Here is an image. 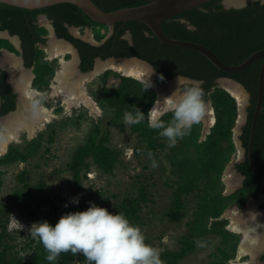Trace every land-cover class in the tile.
Here are the masks:
<instances>
[{"label":"trees","instance_id":"obj_1","mask_svg":"<svg viewBox=\"0 0 264 264\" xmlns=\"http://www.w3.org/2000/svg\"><path fill=\"white\" fill-rule=\"evenodd\" d=\"M103 11H113L124 7L140 6L149 0H91ZM223 0H210L198 7L185 11L175 17L162 22L163 33L170 38L191 41L212 50L219 59L228 65H236L245 60L252 53L264 48V4L259 1L248 3L242 8L224 9ZM45 14L51 20L57 38L69 42L78 52V69L81 73L91 71L94 60L99 58H137L148 63L155 72L156 82L162 84L177 75L195 78L203 81L205 100L211 101L215 121L205 140L198 143L201 136V122L193 125L191 133L172 145L167 154V160L174 176L175 190L171 201V209L167 215L178 218L181 214L183 196L193 194L196 200L194 219L190 223V236H185L178 252H164L161 258L166 264H177L189 252L196 248L195 241L203 240L205 234L216 232L224 223L214 222L207 228L209 219L218 218L227 206L242 209L250 199L264 196V188L252 174L246 157L250 123L255 106L257 76L262 60L253 62L244 72L227 74L214 68L202 55L180 47L161 44L151 31L141 22L132 21L115 23L111 34L99 45H92L79 38L71 36L67 26L91 28L100 27L86 17L77 7L63 3L36 10H26L0 4V31H6L10 36H17L20 40V56L25 68L33 67L31 86L38 90L47 89L53 69L40 60L41 51L37 44H44L41 35L46 30L36 25L38 15ZM194 26V27H190ZM129 33L130 42L123 36ZM97 41L101 40L97 37ZM0 49L15 53L14 47L6 40L0 39ZM1 54V53H0ZM160 76L164 79L161 80ZM230 78L241 84L248 93L246 120L239 136L244 159L234 165V169L243 177L241 187L229 197L222 196L220 176L235 151L232 142V128L237 116L236 101L224 90L216 87V79ZM103 87L101 97H96L103 113L112 114L113 124L124 117L126 111H133L135 107L147 115L153 105L156 95L148 85L129 77L121 76L111 70L105 71L98 78ZM0 116L12 112L16 107V94L6 81V72L0 68ZM252 148V162L258 176L264 181V91ZM58 111H56L57 113ZM171 113L162 117L167 121ZM50 131L47 142H53L54 128L48 125ZM130 131L137 135L140 152L147 155L148 151L155 153L163 149L162 136L159 130L149 127L147 120L139 124H130ZM40 138V135H39ZM108 133L101 132L95 126L84 142L72 152L68 168L71 174L73 191L76 195L83 190L84 182L90 166L101 174H111L117 164L121 163V152L108 145ZM40 140L32 139L21 145L9 144L4 155L0 157V167L18 162H26L35 156L40 148ZM25 171L17 177L20 185L0 204V264H74L76 262L89 264L82 254L71 251L62 252L54 260L47 259V251L37 238L29 237L24 240L22 250L27 258L18 253H12L14 239L7 231L8 215L12 210L27 212L34 215L42 207L48 205L45 217L51 224H55L62 214L67 213L55 201L61 200L52 195L42 185H37L36 191H25ZM2 171L0 170V183ZM22 186V187H21ZM92 189V187H91ZM90 190V187H89ZM97 193L90 191L88 199L93 200ZM148 200L145 186H140L136 193L123 198L109 212H122L131 224L140 223L141 205ZM230 201L226 204L225 201ZM264 210V199L259 205ZM78 211H81L79 209ZM59 217L57 218V215ZM233 234V233H232ZM235 235V234H234ZM238 236V235H237ZM240 237V236H239ZM234 248V247H233ZM227 251L220 250V258L208 264H223L227 259ZM264 262V255L259 257Z\"/></svg>","mask_w":264,"mask_h":264},{"label":"rangeland","instance_id":"obj_2","mask_svg":"<svg viewBox=\"0 0 264 264\" xmlns=\"http://www.w3.org/2000/svg\"><path fill=\"white\" fill-rule=\"evenodd\" d=\"M224 1L226 0H223V2ZM41 24L46 30L48 39L43 47H39V50L42 53L40 60L50 65L53 69L52 76L46 87L47 89L44 90L46 92L48 91L51 78L53 77L58 64L56 59L51 60L48 58L49 42L53 38H50L47 24L42 22ZM71 31L77 38L89 42L92 45H99L111 34L112 30L111 27L100 26L72 29ZM97 37H100L101 40L97 41ZM0 39L8 41L11 45L14 44L11 39L1 33ZM15 55L16 54L13 53L11 56L17 58ZM1 58H3V56L0 55V59ZM67 58H69V56H67ZM21 73L33 77V69L26 71V73L24 71ZM101 74L97 75L86 84L87 94L100 108V113L98 115L91 113L84 108L75 109L69 115H65L60 102L55 103L52 100L49 101L46 97L38 98V100H41L40 102L46 107L53 108L54 105V113L56 117L53 122L49 124L54 128L53 142H47V135L50 131V128H48L47 125L45 129L37 133V136L34 137V139L38 138L41 142L40 148L35 156L23 163L18 162L0 167V170L2 171L0 204L6 203V199L13 193L15 188L20 186L17 184L16 177L21 171L26 172L25 183L27 186L24 188L25 191H36L37 185H42V187L47 189L52 195L61 199L59 201H55L54 199L53 201L59 207L63 205V209H66L68 212L78 211L79 209L86 210L89 206V201H91L88 199L90 191H95V193H97L91 202L109 210L119 204V202L126 196L136 193L140 186H145L148 200L141 205V220L140 223L135 226L140 228L145 237V243L156 249L161 264H166L161 258L162 253L178 252L181 248L183 237L190 236L189 226L194 219V209L196 206L195 196L193 194L183 196V208L181 209V214L178 218H171L167 215L169 209H171V201L175 190V185L173 183L174 176L172 175V169L167 160L168 150L172 145L168 143L165 137H162L164 148L153 153V158L157 161V167L153 168L148 156L140 152L138 137L130 131V124H126L124 118L118 123L113 124L111 121L112 114L109 111L103 113V110L95 101L97 96L101 97L103 90L100 80L97 79ZM81 75L84 74L79 72L78 66L76 65L74 78L78 79ZM174 80L175 78L163 83L159 88H164L165 92H167L168 85ZM138 81L146 84L145 81ZM216 87L223 90V87L217 82ZM168 93L170 94V91H168ZM155 95L157 94L155 93ZM245 97V114L241 117L237 111V116L232 128V142L235 151L220 176L223 197H229L235 194V192L240 189L242 182V177L237 174L233 165L235 162L238 163L242 161L243 156V149L241 148L239 136L241 134V128L246 120L248 96L245 94ZM156 100L157 96L155 98V101ZM207 108H211L214 116V110L210 100L207 101ZM15 111V113L25 112V104L23 100L17 103ZM56 111L58 112L56 113ZM13 115L6 117V119L13 117ZM200 122L202 124V133L198 143L205 140V137L209 134L211 129L210 127L207 131L205 128V122L203 120ZM95 126L99 127L101 132L108 133V145L110 148L121 152V163L116 165L111 174H101L93 165H91L86 174L89 182L85 181L82 192L78 193L80 198L79 204L73 205L69 203V200L71 197H75L78 194H72L73 183L68 164L72 152L77 146L84 142ZM3 130L4 128H1L0 126V134ZM23 138L20 139L19 143L11 144L21 145L29 141L25 137ZM227 176H229L230 179H226ZM226 180H228V185L225 182ZM231 201L232 200H227L225 203L228 205ZM66 203L68 204L67 208L64 206ZM260 203V199L250 200L242 209H237L234 206H227L218 218L209 219L207 228H209L210 224L214 222H221L224 224L220 225L218 227L219 230L213 234H205V237L201 240L203 242V247H198L196 245L194 251L185 255L177 262V264H208L214 260V257L220 258V250L222 249L228 253V257L223 260V264H230V261L235 257L236 247L240 240L239 236L232 234L227 229V225L230 222L229 218L231 212L236 209L238 210L236 211L237 214H247L246 217L243 218L246 219L257 211L262 212V210H259L258 208ZM47 212L48 205L42 207L41 210L34 215L18 210H12L11 213H9L7 231L14 239L15 245L12 249V253H18V255L24 257V259L27 258L28 255H26L21 248L22 244L24 240L32 237L30 235V228L33 223L45 220V217L53 218ZM59 215L60 214L57 215V218ZM248 260H250V257L246 256L241 259V263ZM258 260L259 258L257 254L254 255V263L262 264ZM74 264L82 263L76 262Z\"/></svg>","mask_w":264,"mask_h":264},{"label":"clouds","instance_id":"obj_3","mask_svg":"<svg viewBox=\"0 0 264 264\" xmlns=\"http://www.w3.org/2000/svg\"><path fill=\"white\" fill-rule=\"evenodd\" d=\"M260 3L264 4V0ZM175 81L176 91L163 103L155 101L147 115L137 107L126 111L125 123L139 124L147 120L149 127L159 130V135L170 145L189 135L193 125L199 123L207 111L203 81L177 74ZM146 83L147 89L151 87L150 80ZM169 112L171 118L163 120ZM147 156L151 166L157 167L153 153L148 151ZM79 202V194L69 200L73 205ZM64 206L67 208L68 204ZM30 235L43 244L49 261H54L62 252L71 251L82 254L89 264H161L156 249L145 243L140 228L131 224L124 213L114 214L91 201L86 210L62 214L54 225L47 220L33 223ZM195 243L203 247L200 239Z\"/></svg>","mask_w":264,"mask_h":264},{"label":"bare ground","instance_id":"obj_4","mask_svg":"<svg viewBox=\"0 0 264 264\" xmlns=\"http://www.w3.org/2000/svg\"><path fill=\"white\" fill-rule=\"evenodd\" d=\"M244 1L245 0H226V3L228 5H237L242 4ZM9 39H11L16 46L15 40L13 38ZM49 43L48 58L51 60L56 59L58 65L51 78L48 91L46 92L38 91L31 86L32 77L20 72L21 67L17 61L18 58H14L11 56L12 54H8L0 59L1 66L9 72V78L15 89L20 92L25 104V112L15 113V111L8 115L11 116L15 113L13 117L6 119V117H8L6 116L0 121L1 128H4L3 132L0 134V155L5 154L9 144L19 143L20 139L23 137L30 141L37 136V133L53 122L56 117L54 105L52 104L53 108L46 107L38 98L46 97L49 101L52 100L55 103L60 102L65 115H69L73 110L78 108H84L98 115L100 113V108L87 94L86 84L104 71L113 70L124 77H130L145 82L150 80L151 87L154 88L157 94V100H159L160 103H163L166 97L172 95L173 92L176 91L177 85L175 80L168 85L170 94L168 91L165 92L164 88L155 86L152 83L150 69L144 63L134 59H107L105 61H96L94 68L90 72L76 79L74 78L77 65L75 52L62 41L51 39ZM67 56H69V58H67ZM221 86L237 100L239 115L243 117L245 94L229 82L223 81L221 82ZM201 120L205 122L207 127H211L214 124L215 120L211 108H207L205 116ZM226 179H230V177L227 176ZM225 182L227 184L228 180ZM236 211L238 210L235 209L231 212L229 218L230 222L227 225V229L231 233L240 236L235 257L230 261V264H255L254 255L264 247V215L262 212L257 211L252 216L243 219L246 217V214H237ZM246 256L250 257V260L241 263V259Z\"/></svg>","mask_w":264,"mask_h":264},{"label":"water","instance_id":"obj_5","mask_svg":"<svg viewBox=\"0 0 264 264\" xmlns=\"http://www.w3.org/2000/svg\"><path fill=\"white\" fill-rule=\"evenodd\" d=\"M209 1L210 0H149L148 2H146L145 4L140 5V6L124 7V8H119V9H116L113 11H103L100 8H98L91 0H0V4H5L8 6H12L15 8H20V9L36 10V9L50 7V6L57 5V4L67 3V4H71L75 7H77L92 22L99 24V25L108 26L111 28L115 23H126V22H132V21L141 22L151 31V33L156 37V39L161 44L185 48V49L194 51V52L202 55L218 71L223 72V73H227V74L242 73L253 62H255L257 60H262L260 68H259L258 76H257L255 106L253 109L251 123H250L246 157H247V160L249 163V168H250L252 174L254 175L256 180L261 184V186L264 188V181L256 173L253 162H252V148H253V142H254L255 127H256L258 116L263 109L262 98H263V91H264V48L252 53L245 60H243L242 62H240L236 65H228V64H225L224 62H222L219 59V57L209 48H207L201 44L195 43V42L173 39V38L167 37L163 33V30H162V26H161L162 22H164V21H166L172 17H175V16H177V15H179L185 11H188L192 8L198 7V6H200L206 2H209ZM256 1L260 2V0H245L242 4L228 5L226 3V1H224V2L222 1V5H223L224 9H229V8H236L237 9V8L244 7L248 3H253ZM0 33L5 35L8 38H13L15 40V42L17 43V37L16 36H10L6 31H0ZM50 36L53 39H56L54 37L52 29L50 31ZM123 38L127 39L130 42V34L129 33H126L123 36ZM56 40H59V41H62L63 43H66L68 46H70V48L76 54V51L72 48V46L69 43H67L66 41H64L62 39H56ZM16 48H18V43L16 44ZM0 53H1L0 55L3 57L8 55V54H13V53L8 52L5 49H0ZM16 57L18 58L17 61L19 62L21 69H23L24 71H28L29 69H26L22 65V60L20 59V57H18V56H16ZM76 57H77V64H78L79 59H78L77 54H76ZM107 59H122V60L134 59V60H137L141 63H144L151 71L152 83L155 86H160L163 84V83L159 84L156 82V76H155L154 70L145 61H142V60L134 58V57H131V58L117 57V58H107ZM96 61H105V60H101L99 58H96L94 60V64L96 63ZM0 68L6 72V81H7V83H9L11 85L12 90L18 94V102L19 101L21 102L22 97H21L19 91H17V89H15L14 85L12 84V82L9 78V72L6 69H4L1 66V64H0ZM93 68H94V65H93ZM111 71H113V70H111ZM113 72H115V71H113ZM115 73H118V72H115ZM121 76H123V75H121ZM174 78H172V79H174ZM172 79H170V80H172ZM170 80H168V81H170ZM223 81L224 82L226 81V82H229L230 84H233L234 86H236L239 90H241L244 94H246L248 96V93L243 88V86L241 84L237 83L236 81H234L230 78H218L216 80V82L219 83L220 85H221V82H223ZM166 82H164V83H166ZM151 88L154 90L153 87H151ZM223 90L227 93V91L225 89H223ZM230 96L236 101L237 111L239 112L237 100L232 95H230ZM0 105H1V99H0ZM15 109H16V107H15ZM13 112H15V110L5 114L4 116H0V121L3 118H5L6 116L12 114ZM244 114H245V111L243 109V115ZM205 128L208 131L210 127L209 126L207 127L205 124ZM6 150H7V148H6ZM244 154H245V152L243 150L242 160L244 159ZM1 156L2 155H0V157ZM236 163L237 162H235V164ZM238 175H240V174H238ZM242 179H243V177H242ZM250 200H254V199H250ZM250 200H248V201H250ZM262 213L264 215V211H262Z\"/></svg>","mask_w":264,"mask_h":264},{"label":"flooded vegetation","instance_id":"obj_6","mask_svg":"<svg viewBox=\"0 0 264 264\" xmlns=\"http://www.w3.org/2000/svg\"><path fill=\"white\" fill-rule=\"evenodd\" d=\"M41 17V18H40ZM41 22L42 23H45V24H47V26L49 27L48 28V30H49V33H50V31H51V29H52V31H53V34H54V37L56 38V39H59V38H57L56 37V35H55V32H54V28H53V25H52V22H51V20L50 19H48L46 16H45V14H41V15H38L37 16V19H36V25L38 26V27H42V28H44L43 26H42V24H41ZM78 28H80V27H72V26H67V30H68V32H69V34L71 35V36H73V37H75V38H77L76 36H74L73 34H72V29H78ZM45 29V28H44ZM44 39H45V42H44V44H37V46H38V49H39V47H43L44 45H45V43H46V41H47V39H48V37H47V35L45 34V35H41ZM17 37V36H16ZM50 38H51V36H50ZM55 39V40H56ZM63 40V39H62ZM57 41V40H56ZM65 41V40H64ZM67 42V41H66ZM86 42V41H85ZM17 43H18V48H16V46L14 45V44H12L13 45V47H14V49H15V51H17L18 52V55H16V56H18V57H20V59L22 60V58H21V56H20V53H21V49H20V40H19V38L17 37ZM16 43V44H17ZM67 43H69V42H67ZM89 43V42H88ZM70 44V43H69ZM89 44H91V43H89ZM71 45V44H70ZM72 46V45H71ZM72 48L76 51V54H77V56H78V59H79V55H78V52H77V50L72 46ZM78 64H79V62H78ZM78 64H77V66H78ZM22 65H23V61H22ZM94 65V64H93ZM26 69H33V67H30V68H26ZM79 70V69H78ZM21 72H23L24 70L23 69H21L20 70ZM25 73H26V71H24ZM80 72V71H79ZM88 72H90V71H88ZM28 73V72H27ZM81 73V72H80ZM87 72H85V73H82V74H86ZM34 78V75H33V77H32V79ZM217 80V79H216ZM10 87H11V85H10ZM11 90H12V87H11ZM18 91V90H17ZM12 92L14 93V94H16V105H17V102H18V94L16 93V92H14L13 90H12ZM21 95V94H20ZM243 180V179H242ZM241 184H242V182H241ZM240 187H241V185H240ZM261 200V203L263 202V199H264V196L262 195V194H260L259 195V197H258V199H256V200ZM260 203V204H261ZM259 207V206H258ZM262 211H264V210H262ZM247 215V214H246ZM262 250L263 251H260V252H258L257 253V256H258V258L261 256V255H264V247L262 248ZM258 261H260V260H258ZM262 261H260V263H261ZM262 264H264V262H262Z\"/></svg>","mask_w":264,"mask_h":264}]
</instances>
